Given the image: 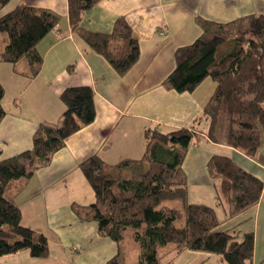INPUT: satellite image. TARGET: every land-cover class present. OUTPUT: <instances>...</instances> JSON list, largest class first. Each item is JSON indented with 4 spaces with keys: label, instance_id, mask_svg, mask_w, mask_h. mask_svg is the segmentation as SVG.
<instances>
[{
    "label": "trees",
    "instance_id": "obj_1",
    "mask_svg": "<svg viewBox=\"0 0 264 264\" xmlns=\"http://www.w3.org/2000/svg\"><path fill=\"white\" fill-rule=\"evenodd\" d=\"M9 0H0V10ZM96 0H67L71 31L83 44L101 55L123 75L138 59L139 45L127 21L118 16L110 32L81 26L83 13ZM45 8L18 4L0 15L5 43L0 61L26 63V75L35 77L42 56L36 45L59 22ZM200 34L176 48L175 65L163 79L165 89L192 92L205 78L215 83L202 112L188 127L143 132V155L109 164L98 155L78 163L93 191L89 204L73 202L82 221H95L97 233L117 245L105 264H165L185 249L211 252L226 264H252L253 232L240 234L217 229L216 206L228 203L227 216L253 206L263 190L261 179L239 166L229 155L213 153L206 162L216 187L214 206L187 200V183L181 162L190 144L201 137L255 158L264 137V15L246 14L227 22L195 16ZM0 121L6 111L1 100ZM94 90L89 85L66 87L60 94L64 110L57 125L41 122L31 148L0 159V255L27 251L32 257L49 254L46 236L21 223V210L13 197L34 171L47 165L66 139L95 117ZM178 199L180 207L159 205Z\"/></svg>",
    "mask_w": 264,
    "mask_h": 264
},
{
    "label": "crops",
    "instance_id": "obj_2",
    "mask_svg": "<svg viewBox=\"0 0 264 264\" xmlns=\"http://www.w3.org/2000/svg\"><path fill=\"white\" fill-rule=\"evenodd\" d=\"M18 4L45 8L60 19L36 45L42 63L35 77L26 75L22 59L15 64L0 61L1 104L6 111L0 121V159L31 148L39 123L60 122L64 110L60 94L66 87L93 88L95 117L71 134L47 165L34 171L13 200L21 210V223L48 240L49 254L37 258L39 264H105L116 254V243L98 235L95 221H82L71 209L73 202L89 204L95 200L78 163L94 154L109 164L124 158L139 159L146 128L190 126L200 116L215 83L207 77L192 92L165 89L162 81L174 68V51L200 34L195 16L227 22L246 14L264 15V0H96L83 13L81 26L110 32L115 19L122 16L138 42L139 57L123 75L71 31L67 0H15L14 7ZM4 43L5 36H0V53ZM222 150L264 183L261 152L249 158L201 137L188 146L181 162L188 201L208 205L215 201L216 187L206 162ZM242 213L253 218L244 230L253 232L252 264H257V243H264V185L257 203L232 218ZM34 259L27 251H19L0 255V264H38ZM168 260L165 264H226L215 253L191 249Z\"/></svg>",
    "mask_w": 264,
    "mask_h": 264
},
{
    "label": "rangeland",
    "instance_id": "obj_3",
    "mask_svg": "<svg viewBox=\"0 0 264 264\" xmlns=\"http://www.w3.org/2000/svg\"><path fill=\"white\" fill-rule=\"evenodd\" d=\"M14 5H15V0H10L4 6V8L0 10V15L9 11L10 9H13ZM0 36H5V33L0 32ZM0 46H2V45L0 44ZM22 62L23 61H20V63H22ZM258 152H261L264 155V137H263V143H262L261 147L259 148ZM218 153L224 154V155H229L228 151H226V150L219 151ZM215 192H216V190H215ZM210 203H212V204H210L212 206L215 205L214 202H210ZM163 204L175 206V207L181 206V202L178 199H164L160 202L159 205H163ZM229 208H230V205L228 203H223V205L216 206V212H217L219 218L222 221H227V224H225V225H222V223H220L221 225L219 224V226H217V229L226 228V229H229V231H231V232L237 231L241 237L242 233H244L246 231L244 229L249 228V225L252 223L253 218H252V216L249 217L250 213H242L238 217H233V218H232V216H227V212H228ZM237 214H236V216H237ZM233 216H235V215H233ZM248 231H251V230H248ZM258 244H261V245H258ZM257 246H259L258 250H257V254H256L257 264H264V243L258 242ZM33 258H35V257H33ZM135 259H136L135 254H132V258L129 260L128 264H135ZM34 260H35V262H38V264L40 263V259L35 258ZM51 260H53L52 257H51ZM32 264H34V261L32 262ZM64 264H66V262H64Z\"/></svg>",
    "mask_w": 264,
    "mask_h": 264
}]
</instances>
